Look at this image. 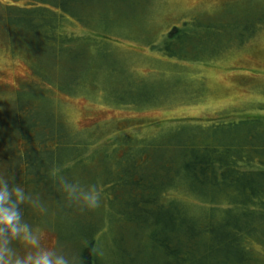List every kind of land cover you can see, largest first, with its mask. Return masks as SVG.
<instances>
[{
  "label": "trees",
  "instance_id": "obj_1",
  "mask_svg": "<svg viewBox=\"0 0 264 264\" xmlns=\"http://www.w3.org/2000/svg\"><path fill=\"white\" fill-rule=\"evenodd\" d=\"M24 1L0 5V26L14 49L34 54L31 70L39 83L16 91L0 141L15 161L8 162L12 171L21 167L14 180L49 201L43 215L26 207L28 222L54 228L56 243L71 245L82 264H264V118L177 123L153 138L88 151V138L67 128L43 90L68 92L79 79L80 89L85 79L107 82L113 69L134 80L110 46L92 38L97 23L122 24L119 12L132 0ZM238 9L173 26L159 51L195 61L242 45L260 30L264 4ZM73 21L88 34L61 30ZM159 141L168 147L156 146ZM54 168L97 184L100 206L78 207L80 217L73 216L77 206L65 200L50 175Z\"/></svg>",
  "mask_w": 264,
  "mask_h": 264
},
{
  "label": "rangeland",
  "instance_id": "obj_2",
  "mask_svg": "<svg viewBox=\"0 0 264 264\" xmlns=\"http://www.w3.org/2000/svg\"><path fill=\"white\" fill-rule=\"evenodd\" d=\"M252 1L264 4V0H132L119 12L122 24L107 28L105 23H97L92 28L98 33L94 31L92 38L96 43L109 45L116 56L113 58L123 61L121 65L134 80L113 69L107 82L96 80L93 84L85 79L80 89L79 79L77 84L65 88L68 92L54 86L43 91L67 128L88 138V151L104 144L153 138L177 123L264 118V21L258 22L260 30L242 45L233 43L199 60L168 57L159 51L163 37L173 26L187 23L191 27L199 23L196 17L239 10L243 4L252 5ZM5 2L26 4L24 0H0V5ZM111 15L122 19L115 11ZM61 30L80 36L88 34L85 27L74 21L64 22ZM152 42L155 44L149 46ZM14 43L5 37L0 26V139L8 134L6 114L16 91L22 85L39 83L31 70L34 54L29 49V53L20 47L14 49ZM30 103L36 106L39 102L33 96ZM162 142L155 144L168 147L169 142ZM9 153L0 141V167L15 162ZM45 204L49 205V201ZM30 212L37 214L32 208ZM73 214L80 217V208L75 207ZM41 228L47 245L72 253L71 245L56 243L54 228ZM253 250L263 252L257 244H253Z\"/></svg>",
  "mask_w": 264,
  "mask_h": 264
},
{
  "label": "clouds",
  "instance_id": "obj_3",
  "mask_svg": "<svg viewBox=\"0 0 264 264\" xmlns=\"http://www.w3.org/2000/svg\"><path fill=\"white\" fill-rule=\"evenodd\" d=\"M50 175L66 201L85 210L100 206L102 191L97 184L69 178L59 168ZM12 167H0V264H82L79 255L44 242V229L28 222L24 210L38 215L47 212L39 195L14 180Z\"/></svg>",
  "mask_w": 264,
  "mask_h": 264
}]
</instances>
